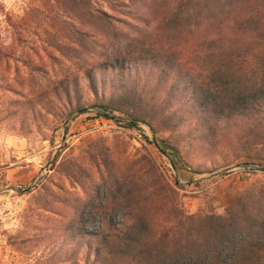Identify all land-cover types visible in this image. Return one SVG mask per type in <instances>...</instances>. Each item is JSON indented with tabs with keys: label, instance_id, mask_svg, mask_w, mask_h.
<instances>
[{
	"label": "rangeland",
	"instance_id": "rangeland-1",
	"mask_svg": "<svg viewBox=\"0 0 264 264\" xmlns=\"http://www.w3.org/2000/svg\"><path fill=\"white\" fill-rule=\"evenodd\" d=\"M91 1L94 9L122 24L104 29L107 40L95 36L96 43L91 37L86 41L90 51L104 58L77 61L71 49L64 54L55 49L76 42L71 40L78 37L75 0H0V264H84V252L73 254L71 246L59 250L68 243L76 215H85L82 225L89 234L101 233L107 215H122L102 184L98 197L94 190L99 176L92 161L98 163L106 149L120 169L147 154L187 215H222L246 190H264V163L255 158L263 157L264 149L247 153L240 148L245 127L218 120L215 133L207 132L211 147L201 145L191 134L197 120H189L186 130L176 127L191 88L185 92L186 82H180L175 93L185 92L181 101L175 94L167 98L155 87L156 70L133 62L139 57L133 51L146 47L172 56L207 92L224 79L257 84L264 74V0H248L224 19L179 23L172 18L184 5L193 15L203 0H155L144 10L122 7V14ZM115 60L125 64L123 74L94 72L101 86L93 92L87 73L102 61ZM62 85H70L71 103L63 100ZM127 94L133 98H124V107L122 100L117 103L121 112L112 114L115 121L98 116L104 114L94 106ZM77 103L83 113L74 111ZM127 116L138 120L136 128L129 127ZM164 139L179 146L178 156ZM100 151L103 157L95 159ZM248 155L255 164L241 165ZM66 170L74 181L64 175ZM80 241L96 244L91 238Z\"/></svg>",
	"mask_w": 264,
	"mask_h": 264
},
{
	"label": "trees",
	"instance_id": "trees-1",
	"mask_svg": "<svg viewBox=\"0 0 264 264\" xmlns=\"http://www.w3.org/2000/svg\"><path fill=\"white\" fill-rule=\"evenodd\" d=\"M100 1L112 12L121 14L122 7L128 9L127 6L132 5L138 10H144L155 2L127 0L128 5H124L120 0ZM247 1L203 0L202 6L193 15L184 11V5L173 16L172 21L179 23L191 21L192 18L194 22L224 19ZM90 2L92 1L75 0L74 16L79 24L78 29H75L78 37L71 39L76 41L75 44L73 42L71 45L56 44L55 47L62 54L68 48L71 49L77 61H84L85 57L92 60L104 58L106 55L90 51L86 41L95 36L107 40L108 35L104 29L106 27L114 29L117 23L122 24L120 19L113 18L104 10L94 9ZM89 41L91 44L96 43L95 38ZM133 43L137 48L138 41ZM101 50L104 51V48L101 47ZM133 52L139 54V57L133 59L135 66H150L156 70L155 87L161 92H166L167 98L175 94L180 100V94H185L187 92L185 90L191 88L188 104L183 108L182 115L178 117L176 115L178 131L187 128L189 120H197L194 128L192 127L193 130L191 129L194 140L211 147L212 138L207 132L215 133L214 124L218 120H225L228 123L235 121L245 127V133L243 132L245 139H239L242 145L240 148H246L247 153L257 151L259 146L264 149V74L257 84L246 85L238 79H224L207 92L176 64L172 56H161L146 47H142L139 53L136 50ZM124 65L121 61L115 60L110 63L102 61L101 65L94 67L92 74L87 73L92 82V91L95 92L97 87L101 86L97 84L94 72L103 69L120 75L123 74ZM180 82H186V88L183 89L185 92L175 93ZM61 88L63 100L71 103L70 85H62ZM128 96L132 97L127 94L121 99L101 103L94 108L104 114L98 116L114 120L112 114L121 112L117 103L122 100L124 107L128 101L123 99ZM77 104L74 111L83 113L84 107ZM74 111H69L68 115ZM127 117L131 120L129 127L136 128L135 123L138 120L132 116ZM163 142L173 155L180 154L179 146L171 139H164ZM161 152L167 154L163 149ZM103 155L100 151V155L95 159L102 158ZM110 158L109 150L106 149L102 161L97 160L98 163L96 160L92 161L99 176L98 187L94 190L98 197L99 186L102 184L108 201L115 207L122 208V215H107V221L104 217L103 230L100 234L85 232L82 225L85 215H76L77 223L73 225L65 240L68 243H62L59 250H62L63 246H71L73 254L84 252V264H264V190H246L222 215H187L176 206V191L147 154L122 163V169L116 167ZM246 158L248 161L241 165L248 167L255 164L250 155ZM255 158L256 162L264 163V156L258 155ZM63 173L72 179L70 171L66 170ZM75 207L73 206V211ZM116 216H119V220H113ZM77 238L79 241H76ZM81 238H91L96 240V244L93 245L89 241L83 243L80 241ZM70 258L72 261L73 256Z\"/></svg>",
	"mask_w": 264,
	"mask_h": 264
},
{
	"label": "built area",
	"instance_id": "built-area-1",
	"mask_svg": "<svg viewBox=\"0 0 264 264\" xmlns=\"http://www.w3.org/2000/svg\"><path fill=\"white\" fill-rule=\"evenodd\" d=\"M109 121L112 122V121H115V119L109 120ZM115 125H118V128L121 129V127H119V126H122V122H117V123H115Z\"/></svg>",
	"mask_w": 264,
	"mask_h": 264
}]
</instances>
